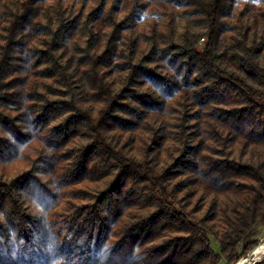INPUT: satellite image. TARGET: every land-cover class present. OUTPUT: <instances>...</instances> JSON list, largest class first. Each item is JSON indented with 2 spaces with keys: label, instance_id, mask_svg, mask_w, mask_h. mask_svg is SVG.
<instances>
[{
  "label": "trees",
  "instance_id": "obj_1",
  "mask_svg": "<svg viewBox=\"0 0 264 264\" xmlns=\"http://www.w3.org/2000/svg\"><path fill=\"white\" fill-rule=\"evenodd\" d=\"M18 162L0 264L246 258L264 226V0H0V165Z\"/></svg>",
  "mask_w": 264,
  "mask_h": 264
},
{
  "label": "rangeland",
  "instance_id": "obj_2",
  "mask_svg": "<svg viewBox=\"0 0 264 264\" xmlns=\"http://www.w3.org/2000/svg\"><path fill=\"white\" fill-rule=\"evenodd\" d=\"M200 44H203L202 40L200 41ZM23 165H24L23 162L7 163L4 165H0V175H3L4 177H11L13 174L18 172L23 167ZM256 239H257L258 243H260L261 241L264 240V226H262L258 229ZM212 247L215 251H217L216 246L213 242H212ZM259 262H263V264H264V258L255 262V263H259Z\"/></svg>",
  "mask_w": 264,
  "mask_h": 264
},
{
  "label": "bare ground",
  "instance_id": "obj_3",
  "mask_svg": "<svg viewBox=\"0 0 264 264\" xmlns=\"http://www.w3.org/2000/svg\"><path fill=\"white\" fill-rule=\"evenodd\" d=\"M264 258V240L261 241L256 248L251 252L249 258L244 261L245 264H253Z\"/></svg>",
  "mask_w": 264,
  "mask_h": 264
},
{
  "label": "water",
  "instance_id": "obj_4",
  "mask_svg": "<svg viewBox=\"0 0 264 264\" xmlns=\"http://www.w3.org/2000/svg\"><path fill=\"white\" fill-rule=\"evenodd\" d=\"M255 248H256V247H255ZM255 248H254V249H255ZM254 249H253V250H254ZM253 250H252V251H253ZM252 251H250V252L246 255V258H244L243 260L237 262L236 264H245L244 261H246V260L249 258V256H250V254H251Z\"/></svg>",
  "mask_w": 264,
  "mask_h": 264
},
{
  "label": "built area",
  "instance_id": "obj_5",
  "mask_svg": "<svg viewBox=\"0 0 264 264\" xmlns=\"http://www.w3.org/2000/svg\"><path fill=\"white\" fill-rule=\"evenodd\" d=\"M241 260H243V259H241ZM241 260H240V261H241ZM253 264H254V263H253Z\"/></svg>",
  "mask_w": 264,
  "mask_h": 264
}]
</instances>
